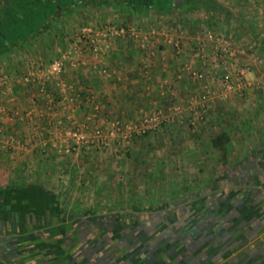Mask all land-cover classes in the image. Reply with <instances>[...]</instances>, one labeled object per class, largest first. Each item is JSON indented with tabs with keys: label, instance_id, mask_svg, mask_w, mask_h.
<instances>
[{
	"label": "crops",
	"instance_id": "0c3cea01",
	"mask_svg": "<svg viewBox=\"0 0 264 264\" xmlns=\"http://www.w3.org/2000/svg\"><path fill=\"white\" fill-rule=\"evenodd\" d=\"M94 6L72 5L69 12ZM183 9L191 22L203 19L205 26L223 29L226 35L243 29L252 52L264 47V0H206ZM47 32L29 35L24 53L33 59L43 58L42 52L50 58L60 55L77 31ZM113 34L101 48L104 73L92 69L91 51L84 53L85 66L69 69L76 90L91 87L93 97L107 102L108 112L127 116L149 88L146 84L161 94L163 74L179 87L174 71L183 61L169 42L178 35L158 36L150 54L139 50L137 40ZM194 36L190 40L187 32L181 34L183 60L192 64ZM50 39L55 40L53 47ZM9 64L7 80L18 69L13 59ZM145 64L152 72L148 81L140 71ZM26 91L18 95L13 90V105L33 100ZM81 93L73 95L79 98ZM159 94L157 100L163 101ZM78 98L80 111L65 105L61 113L71 111L73 121L85 122L90 106L86 98ZM44 113L38 108L32 122L19 125L0 116L2 135L22 141V149L16 141L5 148L0 143V264H264V138L246 143L251 153L240 156L233 153L240 148L233 145L232 132L221 128L229 136L223 156L210 140L218 132L200 141V132L188 135L180 129L176 134L181 139L175 135L172 143L164 139L170 133L165 128L157 133L164 146L143 141L126 147L122 155L115 145L104 155L85 149L58 155L53 143H61L62 129L37 119ZM103 122L111 128V121ZM46 133L55 142L44 145Z\"/></svg>",
	"mask_w": 264,
	"mask_h": 264
},
{
	"label": "rangeland",
	"instance_id": "374dc122",
	"mask_svg": "<svg viewBox=\"0 0 264 264\" xmlns=\"http://www.w3.org/2000/svg\"><path fill=\"white\" fill-rule=\"evenodd\" d=\"M26 5L29 3L26 2ZM94 6V5H93ZM30 7V6H29ZM28 7V8H29ZM70 10H64L61 12V18H59L61 21L57 22L55 20H52L50 22V25L45 28V31L54 32V31H71L72 33L76 31H80L81 28L85 26L91 27L93 30H106L107 28H110L111 31H115L119 27H135L138 28L141 33L144 35H148L152 31H154L151 39L148 37V43L145 41V46L142 48L139 45V41L137 42V47L141 52L149 51L151 52L152 48H156L158 46V36L163 35H178L177 37L181 39V34L184 36L187 32L188 35L193 37L195 35L197 29H205L209 28L208 26H205L203 19L195 20L191 22V20L188 18L189 12L184 9H177L176 11H170L168 13H163L161 11H155V10H148L147 12H131V11H122L118 7H115L114 5L111 6H94V9H90V11H80L77 13L69 12ZM193 13V12H192ZM77 14V15H76ZM191 15V14H190ZM90 16V18L88 17ZM80 17V18H79ZM108 19L105 23H100V20L105 21ZM194 19V18H191ZM212 29V28H209ZM218 30L219 32H222L223 29H213ZM228 30V29H227ZM47 32V33H49ZM228 32V31H227ZM24 33V32H23ZM228 35V34H227ZM231 36V34H229ZM113 36H118L117 34H113ZM170 38V37H168ZM231 38L235 41V54H236V62L237 65H246L249 69L248 73V79L250 82V86L247 90H245L242 94H232L228 96L227 98L221 99L214 95H211V93H208L207 90H211L213 88L212 85V79L207 81H197L193 78H190L187 76V74L182 73V66L183 62V54L179 55V57L176 55V51H174L175 56L177 57V60L183 61L178 64V69H176L174 72L176 73V80L179 84V87L174 85V83L171 82L174 78L172 76L168 75H162L160 81L162 84V87L159 86L161 94H159L155 90V86H151L150 83L146 84L149 88H146V91H143L142 95L143 97L140 99V102L135 106V108H132L126 114L127 116H124L123 114H120L119 111H113L108 112L107 111V102L102 101V99L97 98L96 96L93 97V90H91V87L83 88V92L81 93L78 89L76 90L75 85L73 81H71L67 76L69 75L70 70L69 68L65 70V72L62 75V80L65 83V86L62 87V89L59 87H56V85L53 82H49L47 84V89L49 92L48 98H43L41 95L37 93V87L34 84L31 85H25L23 82L18 81L23 75V73L26 71V69L29 67V65L32 64H38L42 65L47 63L52 57H55L57 55L49 57V53L46 54L44 52L40 53L43 55V58L41 59H33L32 56H28L26 53H24V47H27L26 43L21 42L20 45L14 46L13 49L10 50V52L5 54H0V80L3 81L5 75H6V69L10 67L9 61L13 59L17 63V70L13 71L16 73L17 76H13L12 81H8V83H12L9 85L11 87V90H7L6 83L5 88H3L4 93L0 95V102L4 104L7 108V111L11 110H18L19 115L17 117H14L13 123L22 124V123H29L33 120V112L38 111V108H43L46 110V114L43 115L44 118L39 116L37 119H42L46 121V124L48 127L50 126H57L58 128L64 129L67 126L71 125H77L80 120L73 121L74 117L71 116L70 119H67V116H65L64 113H61V108L65 105L73 106V102H67V101H60L58 106H54L53 104L58 102L57 97L62 95H72L75 92L81 93V97L79 98H86L87 104H89L90 108L87 110V116L90 117L89 119H86L85 123L88 127L91 126H100L103 129H107L104 124V118L108 119V121L112 122L114 121H132V122H138L139 119L147 113L149 110L153 108H160L163 110L164 113H169L174 111V107H179L178 109L181 111L179 115H182V117L192 115L195 111H202L203 110V117L199 120V123L196 127H191L190 125L186 124L185 122L181 123L177 118L175 120H170L168 122H164L161 127L153 132L145 133L142 135H138L136 137H133L127 141H123L122 138L117 134L115 131L113 133H110L108 129V133L106 134L107 137L110 139V145L109 147L97 150V149H89L81 147L79 151H75L73 153L80 152L81 149H85L88 151H92V154L95 156L96 154L104 155L109 148L115 145L117 148V153L123 154V152H127V148L132 145V147H135L139 145L141 142L144 141V143H163L164 146L165 142H163V138L159 131L162 129H168L170 133L169 135L164 136V139L167 141H172V143L176 142L175 135L179 136V139H181V135L176 134L177 130H185V132L188 135H192L193 132H197L200 134L199 140H209V137L213 135L214 132H219V130L222 128L227 127L232 134L231 135V141L233 145L239 144L240 149H234L233 153H238L240 156L242 155H250V151L246 149V143L253 141L254 139H263L264 138V47L258 48V50L252 52L251 47L249 46V43H247L246 37H245V31L241 29L239 32H236L232 34ZM108 40V39H107ZM55 40L50 39L49 46L53 47L55 45ZM68 44L70 45L72 43V39H67ZM81 45H83L82 40ZM183 47L186 45L183 43V39H181ZM35 45V44H34ZM104 46V42L102 43ZM264 45V44H263ZM37 44L35 45V47ZM59 47V46H58ZM92 49V48H91ZM185 51V48H184ZM151 54V53H150ZM51 55V54H50ZM148 55V54H147ZM147 57V56H146ZM179 58V59H178ZM193 61L195 60V57L193 55L190 56ZM188 62V61H186ZM198 63V62H195ZM23 66L26 67L23 68ZM85 66V65H81ZM80 66V67H81ZM1 69L3 72H1ZM142 74L145 79V81H148L146 79L151 78L152 72L149 65H144L142 68ZM147 72H146V71ZM96 72V71H94ZM99 75L102 74L98 72ZM66 76V77H65ZM7 79V78H5ZM67 82V83H66ZM3 85V86H4ZM155 85V84H154ZM17 86V88L14 89V87ZM25 86V89H23ZM26 87L29 88L31 91V95L33 96V100L31 102H23L20 101L13 105V103L10 101V96L12 95L13 90L16 94L26 93ZM159 94V96L164 97L163 101H158L156 96ZM95 95V94H94ZM7 96L9 98H7ZM89 97V98H88ZM99 97V96H98ZM5 101H2L3 99ZM78 98V99H79ZM82 98V99H83ZM7 99V100H6ZM89 99V100H88ZM84 103L85 100H83ZM24 103V104H23ZM79 104V105H78ZM94 105H98V109L96 112V116L93 117ZM83 106V103L78 102L77 106H75L80 111V107ZM75 108H73L74 110ZM26 110L32 111L31 116L23 117L20 119L21 116L24 115ZM39 112H43L42 110ZM63 112V111H62ZM71 112V111H69ZM73 113V112H72ZM43 114V113H42ZM51 115L55 118H52ZM48 117V118H47ZM177 117V116H175ZM111 119V120H110ZM35 120V119H34ZM37 125V124H36ZM47 127V128H48ZM111 127V126H110ZM61 130V134H62ZM158 131V132H157ZM175 133V134H174ZM60 136L62 137V135ZM203 135V138H202ZM43 137V136H41ZM53 134L50 137L49 133H46L44 135V138L48 142H55V139H53ZM168 137V139H166ZM170 137V138H169ZM20 137H12L14 141L21 142L19 139ZM0 139L5 140V137L0 136ZM52 142V143H53ZM117 145V146H116ZM22 146V145H21ZM120 146V147H119ZM21 152V150L19 151ZM110 152V151H109ZM108 152V153H109ZM72 153V152H71ZM58 155H64L69 154L65 152H58ZM86 155V154H85ZM115 156V155H114ZM133 158H137L138 155L135 154V152L131 155ZM135 156V157H134ZM109 157V155H108ZM113 157V156H112ZM110 158V157H109Z\"/></svg>",
	"mask_w": 264,
	"mask_h": 264
},
{
	"label": "built area",
	"instance_id": "2783aa9c",
	"mask_svg": "<svg viewBox=\"0 0 264 264\" xmlns=\"http://www.w3.org/2000/svg\"><path fill=\"white\" fill-rule=\"evenodd\" d=\"M111 33H115L123 38H133L139 41L140 47L145 46V41L148 43L152 38L154 31L148 35L142 34L138 28L135 27H119L114 32L110 28L106 30H93L91 27H83L80 31L76 32L75 38H72V43L68 45L60 55L52 57L47 63L38 65L32 64L21 75L18 81L23 82L25 85L34 84L37 87V93L41 97L48 98L49 92L47 84L53 82L56 87L62 88L65 86L62 80V75L66 69L78 68L81 65H86L87 62L84 58L86 51H91L94 57V63L92 69L96 72L104 73L105 64L104 59L101 56L102 43L108 39ZM83 45H81V41ZM172 47L175 49L178 55L184 54V47L181 39L178 37L169 39ZM92 48V49H91ZM191 55L195 57V62H183L181 68L182 73L187 74L188 77L197 81H207L212 79L213 88L207 90L208 93L218 98L224 99L232 94H242L250 86L248 79L249 69L246 65H237L235 54V41L230 35H226L223 32H219L212 29H197L194 39L191 44ZM146 71V70H145ZM147 72V71H146ZM3 78L0 80V95L4 93L5 83L7 90L10 91L11 87L8 83L9 80ZM13 78L10 79V81ZM4 84H3V83ZM4 85V86H3ZM76 95H64L61 99L54 103V106H58L60 101L73 102L74 106H77ZM89 98V97H88ZM89 100V99H88ZM7 107L0 102V116L3 118L9 117L12 120L19 115V111L11 110L7 111ZM179 107H174V111L164 113L160 108H153L145 113L138 122L132 121H114L111 125L110 133L114 131L119 134L123 141L129 142V140L138 135L153 132L158 130L164 122L170 120H179L181 123L185 122L191 127H196L199 120L203 117V110L195 111L192 115L182 117L179 115L181 112ZM98 105H94L93 117L96 116ZM32 111L26 110L23 117L31 116ZM67 119H70L72 112L65 113ZM177 116V117H175ZM90 117H88L89 119ZM61 143L58 146L57 151L71 153L79 151L81 147L102 150L110 145V139L107 137L109 132L100 126L88 127L85 123H78L77 125L67 126L62 129ZM0 136H2V128L0 127ZM4 137V136H3ZM4 142V143H3ZM15 141L11 136L5 135V140L0 139L1 147L13 145ZM49 142L44 141L43 144L47 145ZM6 145V146H5ZM16 145L22 149V144L16 142Z\"/></svg>",
	"mask_w": 264,
	"mask_h": 264
},
{
	"label": "trees",
	"instance_id": "16d2710c",
	"mask_svg": "<svg viewBox=\"0 0 264 264\" xmlns=\"http://www.w3.org/2000/svg\"><path fill=\"white\" fill-rule=\"evenodd\" d=\"M17 0L14 6L6 9L0 17V54L9 48L20 45L29 35L45 29L62 11L70 10L72 5H114L122 11L147 12L148 10L170 12L173 9H183L190 3L199 4L206 0ZM29 4L26 5L25 3ZM30 6V7H29ZM29 7V8H28ZM224 11L222 7H219ZM225 12V11H224ZM24 32V33H23ZM224 156L229 142L227 132L220 131L210 138Z\"/></svg>",
	"mask_w": 264,
	"mask_h": 264
},
{
	"label": "flooded vegetation",
	"instance_id": "af4514ba",
	"mask_svg": "<svg viewBox=\"0 0 264 264\" xmlns=\"http://www.w3.org/2000/svg\"><path fill=\"white\" fill-rule=\"evenodd\" d=\"M16 2L17 0H0V17L2 18L6 9L12 8Z\"/></svg>",
	"mask_w": 264,
	"mask_h": 264
}]
</instances>
